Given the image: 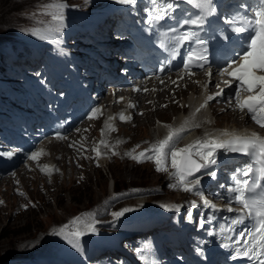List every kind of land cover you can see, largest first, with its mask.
<instances>
[{
    "label": "rangeland",
    "instance_id": "1",
    "mask_svg": "<svg viewBox=\"0 0 264 264\" xmlns=\"http://www.w3.org/2000/svg\"><path fill=\"white\" fill-rule=\"evenodd\" d=\"M51 2L52 0H0V48L14 36V43H17L15 45L22 46L26 41L36 42L31 35L41 36L44 30L51 31V27H56L51 16L44 14L50 11L46 6ZM64 2L68 7L64 10L63 26H67L70 18L79 17L91 10V7L98 6L100 0ZM16 49L18 53L26 51L25 48ZM12 55L7 53L5 58L12 71L0 74V84L9 87L10 83L22 82L26 74L32 75L38 68L47 69L46 78L51 83L54 82V70L48 52H42L40 57H23V60ZM11 89H6L5 94L8 97L11 94L12 104L24 98L20 90L19 98L13 99L11 92L15 91V86ZM184 93L186 96L190 94L188 91ZM164 101L165 99L160 103V109L146 106L149 113L146 111L147 114L141 115L133 123L118 124L114 127L116 131L108 130L106 124L99 121L89 129L99 127L94 134L89 135V131H84L83 136L79 137L85 143L82 144L83 148L74 149L66 143L64 150L54 148L52 155L48 153L43 162L36 163L23 174L10 181H0V201L3 202L0 203V264H12L15 260L13 257L19 255L18 252L23 254L18 258L26 260L30 256L48 258L51 254H58L59 249L66 250L69 243L61 242L66 240L53 235V232L75 217L95 221V227L101 228L106 223L118 221L111 213L124 208L187 200L189 193L168 186L175 183L171 176L174 169L169 167V172H158L154 162L137 163L126 155L133 149L134 154H139L165 139L169 131L165 125L174 128L176 116L180 112L184 113L185 109L189 110L187 105L176 104L173 99L165 107ZM222 110L219 106L211 109L213 120L207 122L210 126L215 121L220 125L225 124L224 122L231 126L243 124L239 118H225L231 112ZM160 115L162 120L159 119ZM158 127L161 129L158 130ZM107 130L112 134H105ZM203 131L204 128L201 127L198 135L203 134ZM1 139L3 136L0 133ZM102 140L105 141L104 144L100 143ZM137 145L140 147L137 148ZM97 147L101 153L99 157L94 151ZM66 154L70 156L66 157ZM44 165L58 171L53 170V174L48 175L41 170ZM134 189L138 191L134 192ZM88 213H93L94 216H86ZM121 218L124 216L119 219Z\"/></svg>",
    "mask_w": 264,
    "mask_h": 264
},
{
    "label": "snow or ice",
    "instance_id": "2",
    "mask_svg": "<svg viewBox=\"0 0 264 264\" xmlns=\"http://www.w3.org/2000/svg\"><path fill=\"white\" fill-rule=\"evenodd\" d=\"M117 2L135 6L140 3V0H117ZM183 4L190 7L184 8L182 7ZM67 7L68 5L64 0H52L46 6L50 11H46L44 14L50 15L55 21L57 26L54 31L56 32L62 30L65 19L64 10ZM145 11L147 12L146 23L149 29H163L164 35L167 37L166 40L161 41V46L171 54L167 65H171L174 60L179 58L180 49L188 45L182 58L177 80L172 81L177 87L180 86L178 81L183 80L185 75L189 78L195 75L194 68L204 70L209 82H211L213 71L212 64L207 57V39L201 33L206 35L209 27L219 28L222 33L231 32L233 36L231 37L230 52L226 57L217 61L216 67L218 76L230 78L222 80L226 87L232 89L226 97V103L234 111L244 112L246 110L256 124L264 127V0H238L227 12H221L217 0H145ZM221 21L228 25L227 29L219 27ZM225 39H229V37L225 35ZM160 71L163 72L164 67H161ZM161 83H163L162 80ZM233 84H235V88H232ZM204 87L207 88V85ZM215 87L220 88V82ZM134 90L141 91L139 87ZM143 91H148V89L145 88ZM223 95V88L212 95H208L204 103L196 109V112L198 113L207 107L209 101ZM120 99L122 100L123 97ZM164 106L166 107V105ZM181 106L183 107V105ZM129 107H136V105L130 104ZM98 113L102 114L101 109H94L89 119L98 118ZM120 119L131 120V116L125 117L121 113ZM187 123L185 121V125ZM165 126L169 129L165 139L139 154H134L135 149H133L126 155L137 163L154 162L158 172H169V167L174 169L175 171L171 173V176L175 183H170L168 186L201 195L203 207L211 209L212 213L220 211V209L203 197L199 186L202 175H209L214 178L216 172H204L201 176L196 174L201 173L202 169H208L215 165L220 150H223L224 153H239L249 157L247 165L236 169L235 174L231 177L232 182L226 189L228 194L226 210L229 213L235 212L236 215L222 217L221 219L225 223L219 226L218 232L213 231L210 234L221 236L224 241L222 247L230 250L231 259H246L249 264H264V183H262L264 182V137L258 133L240 136L225 130L221 136H231V139L222 140L206 133L203 140H197L194 144L178 148L176 145L189 129L184 125L179 128H173L171 125ZM105 127L110 131H116L110 124L106 123ZM192 127L200 128L201 124L196 123ZM57 138L66 139L61 134H57ZM100 143L104 144L105 141L102 140ZM136 147L139 148L140 146L137 145ZM94 151L97 157L101 155L98 147ZM2 155L11 157L13 153H2ZM40 155L41 152H33L28 158L37 160ZM41 170L48 175H51L53 170L58 171V169H51L48 165H44ZM17 183L19 182L17 181ZM220 187H224V185H220ZM133 191L138 190L134 189ZM0 203L3 202L0 201ZM233 204L239 205V210L233 208ZM196 206L193 202L192 207ZM163 207L168 206L163 205ZM132 210L131 208H124L112 212L111 215L114 219H119ZM85 215L94 216L93 213ZM188 219H192L191 211L188 213ZM215 219L214 214L207 217L208 221ZM205 222L202 217L199 226L203 228ZM95 232V221H85L83 217H75L68 224L54 230L53 235L62 237L73 247L81 249V238Z\"/></svg>",
    "mask_w": 264,
    "mask_h": 264
},
{
    "label": "bare ground",
    "instance_id": "3",
    "mask_svg": "<svg viewBox=\"0 0 264 264\" xmlns=\"http://www.w3.org/2000/svg\"><path fill=\"white\" fill-rule=\"evenodd\" d=\"M25 43H29V42H25ZM17 44V43H16ZM26 44L23 43L22 46H19V45H15L16 47H23L25 46ZM186 91H192L188 96L185 95V93H183L181 95V99L179 98V103H182L184 104L185 106L187 105L186 108H188L189 110H184V113L183 112H180L176 118H175V126L174 128H179L181 127L182 125L186 126L189 130L184 134V137L183 139H181V141L179 142V145H178V148H184L185 146L189 145V144H194V142L200 138L201 136L205 135L204 134H199L198 135V130L197 128H194L192 127V125L196 124V123H200V124H203L206 128V131H211L213 130V127H210L209 124L207 123L209 120H213V114L210 113L211 111V107L210 106L208 109H201L200 112H196V109L199 108V106L202 103V98H201V93L199 95L198 93V90L196 89V87L192 86V87H189L188 89H186ZM165 94H163L161 96V99H163V96ZM159 98V97H158ZM145 106V103L143 104ZM154 105H157L156 103ZM149 107H153V105L150 104ZM149 113V112H148ZM161 113H164V112H161ZM229 116H232L234 117L235 119L239 118L241 119L242 118V114L241 113H237V114H232L230 113L229 115L225 116V118H228ZM223 117V116H222ZM150 118V117H149ZM161 115L159 116V119H161ZM144 120V119H143ZM162 120V119H161ZM185 121H187V125H185ZM234 122V121H233ZM219 124V123H218ZM227 125H230V124H227ZM118 126V125H117ZM238 125L236 124H232V126H228V127H225L224 129H220L221 132L227 130L228 132L229 131H232L235 129V127H237ZM161 127L159 128L158 127V130H160ZM97 129L94 128L90 131V134H94L95 131ZM216 133V130L210 132V135H214ZM220 133V132H219ZM89 134V135H90ZM107 135H111L110 133H108V130H107V133H105ZM221 134V133H220ZM220 134H217V135H220ZM108 137V136H107ZM117 137V136H116ZM120 137V136H119ZM132 137V136H131ZM224 137V136H222ZM113 139V138H112ZM199 140V139H198ZM120 141V140H119ZM53 148H61V149H65V146L63 147L62 145H54L53 147H51V149L53 150ZM69 151V150H68ZM72 154V153H70ZM65 156V155H64ZM70 155L66 154V157H69ZM68 159V158H67ZM66 160V158L64 159ZM63 160V162H64ZM62 163V162H61ZM70 165V164H69ZM21 173V172H20ZM23 174V173H22ZM36 174V173H35ZM45 174V173H44ZM53 174V173H52ZM55 175V174H54ZM47 177V176H46ZM11 179V178H9ZM55 179V178H54ZM6 181H10V180H6ZM62 190V186L60 187ZM153 206H155V204H143V206H139V207H134L132 208L133 210L130 211V212H127L125 213L124 217L127 216V215H130V213L134 212V211H143V210H150L153 208ZM159 206V205H157ZM92 234L89 233V236H91Z\"/></svg>",
    "mask_w": 264,
    "mask_h": 264
},
{
    "label": "trees",
    "instance_id": "4",
    "mask_svg": "<svg viewBox=\"0 0 264 264\" xmlns=\"http://www.w3.org/2000/svg\"><path fill=\"white\" fill-rule=\"evenodd\" d=\"M19 254H21L20 252H18ZM15 254V253H14ZM10 255H13V253H11Z\"/></svg>",
    "mask_w": 264,
    "mask_h": 264
}]
</instances>
